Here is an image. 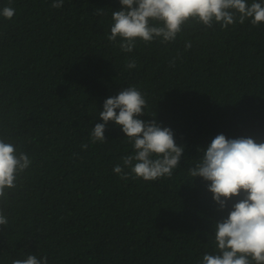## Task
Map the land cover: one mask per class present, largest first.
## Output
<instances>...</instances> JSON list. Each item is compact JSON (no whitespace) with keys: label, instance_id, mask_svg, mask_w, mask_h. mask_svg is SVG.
I'll use <instances>...</instances> for the list:
<instances>
[{"label":"trees","instance_id":"trees-1","mask_svg":"<svg viewBox=\"0 0 264 264\" xmlns=\"http://www.w3.org/2000/svg\"><path fill=\"white\" fill-rule=\"evenodd\" d=\"M0 264H264V0H0Z\"/></svg>","mask_w":264,"mask_h":264}]
</instances>
